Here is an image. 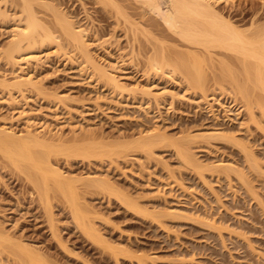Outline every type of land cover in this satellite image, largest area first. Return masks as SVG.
<instances>
[{"label": "rangeland", "instance_id": "374dc122", "mask_svg": "<svg viewBox=\"0 0 264 264\" xmlns=\"http://www.w3.org/2000/svg\"><path fill=\"white\" fill-rule=\"evenodd\" d=\"M28 1L54 39L22 45L39 57L31 86L12 84L19 66L5 57ZM23 2L0 0V124L17 140L0 134V264H264V87L242 74L244 56L189 42L142 0ZM208 2L244 36L264 33V0ZM62 12L116 88L57 24ZM155 52L166 57L156 70Z\"/></svg>", "mask_w": 264, "mask_h": 264}, {"label": "bare ground", "instance_id": "6f19581e", "mask_svg": "<svg viewBox=\"0 0 264 264\" xmlns=\"http://www.w3.org/2000/svg\"><path fill=\"white\" fill-rule=\"evenodd\" d=\"M26 0H24V2H25ZM123 1V0H122ZM143 2H141V3H144V2H146L147 3V6L149 7V9L150 10H153L155 13H157V15L159 16V17H161V19H162V21H163V23L170 29V30H172L173 32H175V33H177V34H179L180 35V37H183V38H185L186 40H188L189 42H192L193 44H197V43H200V44H207V43H215L216 45H218V46H222V47H225V48H229V49H231L232 51L234 50V52H239V53H241L244 57L242 58V64H243V66H242V64H241V66H242V68H243V72H242V74H244L243 76L247 79V80H249L248 82L249 83H252V86L254 87H257V85H258V87H260L261 86V88L262 87H264V78H263V72L264 71H262V68L264 67V38H262L263 39V41H261V38H259V37H263L264 35V33L262 34V32L259 30V31H256V33H253L254 35V37L255 38H253V39H250V37H246V36H244L243 34H242V32H240V30L238 31L237 30V27H236V29H235V27L232 25L233 23H231V22H229V21H227L228 19H226V20H223L222 18H220V15L219 16H217L215 13H214V10H213V7H212V5L210 4L211 2H208V0H162V2H165V9L163 10L160 6H161V4L159 3V1L160 0H142ZM22 2V1H21ZM23 2V3H24ZM30 1H28V2H25V4H23V11L25 12V13H23V14H26V16L24 17V19H20L19 21H18V23H16V25H14L15 27H13L14 28V30H13V35H12V39H11V41L9 42V48H8V50H7V52H6V54H5V57H6V59H7V62L8 63H10V64H13V66H15V65H17V66H19L18 67V70H17V72L15 73V75H14V81H12V84H13V82H14V84H16V83H19V84H21V83H26L27 82V84H30V86L31 85H34L33 84V80H32V78L30 77V76H27L26 74H27V70H28V68H29V65H30V62L32 61L31 59H33V60H38V58L39 57H36V55H34V54H30V55H23V48H22V45L24 46V44H27L28 46L29 45H31L30 47H32L33 45L32 44H34V45H36L37 43V41H39V42H41V44H44V42H47V41H51L53 38V34H52V32H51V30H48V28H45V27H43V26H40V21H38V17H36L35 16V13L33 12V10H32V7H31V3L32 2H30ZM111 2H114V1H111ZM117 2V1H116ZM140 2V1H139ZM138 2V3H139ZM149 3V4H148ZM114 4H116V3H114ZM33 6V5H32ZM44 6H46V4L44 5ZM49 6H50V4H49ZM48 6V7H49ZM52 7V6H51ZM112 7V6H111ZM119 7V6H118ZM21 8V7H20ZM56 8V7H55ZM114 8V7H113ZM144 8V7H143ZM142 8V9H143ZM21 9V10H22ZM54 9V8H53ZM58 9V8H57ZM115 9V8H114ZM122 9V8H121ZM125 9V8H124ZM141 9V8H140ZM56 10V9H55ZM118 10H119V8H118ZM217 11V10H216ZM61 12V11H60ZM117 11H115V13H116ZM126 12V11H125ZM53 13H55V11L53 12ZM58 14V13H57ZM61 14H63V15H61ZM117 14V13H116ZM120 14V13H119ZM59 15V16H58ZM57 15V18H58V22L59 23H57L58 25H60L61 26V28L63 29V31L64 32H66V35H70V37L69 38H71V41L73 40L74 41V43H75V45L77 44V46L79 45V47H80V49L83 51V54H84V56L86 55V58H89V60L90 59H92L91 57L92 56H90V53H88V46H87V44H86V41H85V39L86 38H84L85 36L84 35H86L85 34V30L83 29V27L82 28H76L74 25H73V21H70V19H68L67 18V16L62 12V13H60V14H58ZM56 16V15H55ZM65 16V17H64ZM132 17V16H131ZM20 18V17H19ZM125 18H126V16H125ZM129 18V17H128ZM135 19V18H134ZM40 20V19H39ZM130 20V19H129ZM128 20V21H129ZM56 21V22H57ZM14 22V21H13ZM138 24V23H137ZM43 25V24H42ZM136 26V25H135ZM138 26V25H137ZM136 26V27H137ZM141 27H143V26H141ZM140 27V28H141ZM240 28V27H239ZM134 29V28H133ZM40 30V31H39ZM255 30H257V29H255ZM136 31V30H135ZM140 31V30H139ZM143 31V30H142ZM144 31H145V29H144ZM155 31V30H154ZM242 31V30H241ZM141 32V31H140ZM153 32V31H152ZM68 33V34H67ZM144 33V32H143ZM142 33V34H143ZM149 33V32H148ZM144 34H146V33H144ZM143 34V35H144ZM151 34V33H150ZM149 35V34H148ZM147 35V36H148ZM145 36V35H144ZM252 36V37H253ZM157 37V36H156ZM145 38V37H144ZM154 39H155V37H153ZM247 38H249L248 40H247ZM147 39V38H146ZM260 39V40H259ZM157 40V39H156ZM52 41H54V39L52 40ZM157 42H159V41H157ZM164 43V42H163ZM162 43V44H163ZM210 45V44H209ZM198 46V45H197ZM206 46V45H205ZM154 47H155V45H154ZM189 47V46H188ZM22 48V49H21ZM163 48V47H162ZM214 48V47H213ZM219 48V47H218ZM79 49V48H78ZM208 49V48H207ZM156 50V49H155ZM197 50V49H196ZM152 51V50H151ZM193 51V50H192ZM191 51V52H192ZM195 51V50H194ZM5 52V51H4ZM163 52V51H162ZM184 52V51H183ZM199 52V51H198ZM233 52V53H234ZM156 53V52H155ZM154 53V54H155ZM194 54H195V52H193ZM16 54H18L19 56H21L19 59H16ZM149 54H151V53H149ZM153 54V53H152ZM157 54V53H156ZM169 54V53H168ZM193 54V55H194ZM158 55V54H157ZM157 55H154V56H152L149 60H150V66H152V67H154L153 69L154 70H156V68H161L162 67V65L164 66V64H165V58H164V54H159L158 56ZM161 55V56H160ZM189 55V54H188ZM192 55V54H191ZM150 56V55H149ZM170 56V55H169ZM180 55L178 54V57H179ZM197 56V55H196ZM195 56V57H196ZM199 56V55H198ZM211 56V55H210ZM172 57V56H171ZM176 57V56H175ZM178 57L175 59V60H177L176 62H178V64H180L181 63V65H182V68L184 69V72H185V74H184V76H186V77H188V79H190L189 81H196V82H200L201 80H200V78H202V77H200V75H201V73H200V71H199V67L197 68V67H194V65H193V62H191V61H189L190 62V65H187L189 62H188V60H187V62H186V60H184L185 58H183L182 56V59H181V57H179V59H178ZM188 57V56H187ZM193 58L192 60L193 61H195L196 60V58ZM248 57H250V58H253V60L255 59V62H249L248 60H247V58ZM189 58H190V56H189ZM199 58V57H198ZM202 58V57H201ZM240 58V57H239ZM249 58V59H250ZM168 61H169V59H167ZM166 60V61H167ZM191 60V59H190ZM198 60V59H197ZM196 60V61H197ZM210 60V59H209ZM22 61V62H21ZM92 62V64L94 65V67H97V66H99V64L98 63H96L95 61H93V59L91 60ZM172 61V60H171ZM222 61V60H221ZM93 62H95V63H93ZM170 62V61H169ZM168 63V62H167ZM186 63V64H185ZM196 65L195 66H197V64L199 65V63L198 62H194ZM98 64V65H97ZM171 64V63H170ZM222 64V63H221ZM167 65V64H166ZM173 65V64H172ZM191 65H193V66H191ZM102 67V66H101ZM173 67V66H172ZM178 68V70L179 71H181V69H179V65H177V66H175V69H174V67L172 68L173 69V71H176L177 70V68ZM262 67V68H261ZM98 68H100V66L98 67ZM225 68H227V70L229 69L228 67H226L225 66ZM224 68V69H225ZM152 69V70H153ZM163 69H164V67L162 68V71H163ZM198 69V70H197ZM223 69V70H224ZM264 69V68H263ZM169 70V69H168ZM226 70V69H225ZM224 70V71H225ZM99 73H98V75H100V76H106L107 77V79H106V81L108 80V82L111 84V85H113L114 87L115 86H117V82H116V80H115V76L113 75V73H111V72H108V71H106V69L105 68H100L99 69ZM222 71V70H221ZM228 71H230V72H228ZM227 72L230 74V75H228V73H226V71H225V73H226V76H232L233 74H232V72H231V70L229 69ZM182 72V71H181ZM220 72V71H219ZM174 73V72H173ZM224 73V72H223ZM235 73V72H234ZM171 74H172V71H171ZM232 74V75H231ZM240 74V73H239ZM174 75V74H173ZM223 75H225V74H223ZM183 76V75H182ZM226 76H224V77H226ZM105 77V78H106ZM204 77V76H203ZM235 77H236V75H235ZM234 77V75L230 78L232 81L234 80V79H236ZM241 77H242V75H241ZM243 77V79H245ZM234 78V79H233ZM2 79V78H1ZM103 79V78H102ZM187 79V78H186ZM187 79V80H188ZM207 79V78H206ZM222 79V78H221ZM242 79V80H243ZM245 79V80H246ZM214 80V79H213ZM229 80V79H228ZM239 79H236V81H238ZM241 80V82L240 81H238V84L240 83V85H237V82L235 83V81H234V83L233 84H235V86L236 87H238V89L240 88V90H241V92L242 93H246V94H248V91H249V94L248 95H251L252 96V94H251V91L252 90H249V88L250 89H253V87L252 86H248V85H246L247 84V80H246V82H245V80L244 81H242ZM4 80H2L1 81V83L3 82ZM8 81V80H7ZM7 81H5V82H7ZM208 81V80H207ZM251 81V82H250ZM253 81V82H252ZM202 82V81H201ZM204 82V81H203ZM223 82V81H222ZM245 84H244V83ZM256 82V83H255ZM195 83V82H194ZM193 83V84H194ZM207 83V82H206ZM205 83V84H206ZM4 84V86H5V83H3ZM190 84V83H189ZM201 84V83H200ZM203 84V83H202ZM201 84V85H202ZM251 85V84H250ZM11 86V85H10ZM112 86V87H113ZM254 87V88H255ZM116 88V87H115ZM257 89V88H256ZM260 89V88H259ZM263 89V88H262ZM262 91V90H261ZM245 94V95H246ZM256 95V94H255ZM254 96V95H253ZM246 97H247V95H246ZM249 97V96H248ZM257 98H259L258 96L256 97V99ZM260 99V98H259ZM30 130V129H29ZM28 129L26 130V132L31 136V134H33V133H29V132H31V131H29ZM26 133V134H27ZM0 134H3V137H2V140H1V142H5V144L6 143H8L9 141H13V139H14V137L13 136H15L14 135V133H13V130L11 131L10 129H8L7 128V126H6V123L5 122H2L1 124H0ZM40 133H38V135H39ZM28 135V136H29ZM153 135V134H152ZM17 136V135H16ZM22 137V136H21ZM31 137H37V132L35 133V134H33V136H31ZM16 138V137H15ZM28 138H30V137H28ZM32 139V138H31ZM9 140V141H8ZM39 139H37V141H38ZM6 141H8V142H6ZM17 141V140H16ZM16 141H13V145L14 146H17V145H15V143H16ZM149 142V141H148ZM25 143V142H24ZM38 144H41V143H39V142H37ZM20 144V143H19ZM25 144H23L22 145V143H21V145H19V146H21V148L22 149H20L19 147L17 148V149H20V150H18V153H17V151H16V153L20 156V157H22V158H24V159H26L27 158V160L28 159H30V161L31 160H33L36 164H39V162H37V161H41L40 159L42 158H40V156H39V154H38V151H34V152H32V151H30L32 148H30V150H28L27 149V147H25V146H27V145H25ZM29 148V147H28ZM20 151V152H19ZM40 155H42V154H40ZM184 155V154H183ZM185 155L187 156V154L185 153ZM190 160V159H189ZM195 162V161H194ZM31 163H32V161H31ZM34 163V165L36 166V164ZM33 164V163H32ZM33 165V166H34ZM34 166V167H35ZM40 167H41V165H40ZM37 168H38V165H37ZM52 170L54 169V168H51ZM56 170L54 171L55 172V174H56V176L58 175V177H60V178H58L59 180H56L55 179V183L54 184H56L57 183V185L56 186H58V187H60V188H64V186H62L63 184H62V182H64L65 184L67 183L66 181H64V179L63 178H61L62 177V175H61V172H59V170L57 169V168H55ZM49 171H50V169H49ZM53 172V171H52ZM53 174V173H52ZM54 174V175H55ZM42 176L44 177V179H45V176H44V174H42ZM56 176H55V178H56ZM42 177V178H43ZM84 177V176H83ZM65 178V177H64ZM89 178V177H88ZM87 178V179H88ZM61 179H63L62 181H61ZM70 179V178H69ZM85 179V178H84ZM242 179V178H241ZM65 180H66V178H65ZM74 180V179H73ZM88 180H90V179H88ZM103 180V179H102ZM105 180V179H104ZM57 181V182H56ZM79 181V180H78ZM105 181H107V180H105ZM105 181H103L104 183H105ZM68 182H69V180H68ZM74 182V181H73ZM91 182H93V181H91ZM71 183V182H70ZM93 183H95V180H94V182ZM98 182H96V185H98V184H101V182H99L98 184H97ZM90 184V183H89ZM102 185V184H101ZM66 188V187H65ZM69 188H70V185H69ZM69 188H68V190H69ZM62 190H64V189H62ZM67 190V191H68ZM63 193H64V191H63ZM70 193V192H69ZM65 195L67 196V194L65 193ZM69 195V194H68ZM28 253V252H27ZM27 253H25L26 254V256H27ZM31 254V253H30ZM33 255V254H32ZM31 255H29L28 254V256L27 257H30ZM27 259H29V263H31V262H33L32 260H31V257L30 258H27ZM35 260V259H34ZM27 262H28V260H27ZM34 263V262H33ZM32 263V264H33Z\"/></svg>", "mask_w": 264, "mask_h": 264}]
</instances>
